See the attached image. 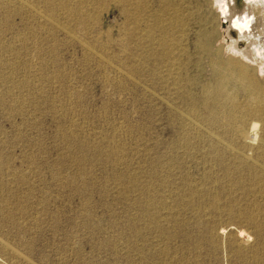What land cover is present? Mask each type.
<instances>
[{
    "label": "rangeland",
    "instance_id": "obj_1",
    "mask_svg": "<svg viewBox=\"0 0 264 264\" xmlns=\"http://www.w3.org/2000/svg\"><path fill=\"white\" fill-rule=\"evenodd\" d=\"M220 11L0 0V264H264V59Z\"/></svg>",
    "mask_w": 264,
    "mask_h": 264
},
{
    "label": "bare ground",
    "instance_id": "obj_2",
    "mask_svg": "<svg viewBox=\"0 0 264 264\" xmlns=\"http://www.w3.org/2000/svg\"><path fill=\"white\" fill-rule=\"evenodd\" d=\"M215 1L218 3V5L221 9L220 12H222L224 14L225 22H227V26H228V31H227L228 34L227 35H229V38H230L229 40L231 41V43L233 45L232 47L235 50L239 51V53H240L239 56H241V57L243 56V57H246L248 59H252V61H253V58H255V57L256 58L259 57V58L264 59V36L257 38L253 34H251V29H252L251 26H253L252 24L254 23L255 16H254V12L252 10L253 8H250V6H251L250 4H252L253 1L256 4L259 3V4H261V6L262 5L264 6V0H215ZM223 48H224V46H223ZM228 57H229V55H228ZM240 60H241V58H240ZM260 61H261V59H260ZM240 65H242L239 68L240 75H243L245 63H242ZM246 76H248V75H246ZM254 125H259V124L254 122ZM241 136L247 137L248 134L245 132H242ZM238 235L242 238H245V239L248 236L247 233L243 230H239Z\"/></svg>",
    "mask_w": 264,
    "mask_h": 264
}]
</instances>
